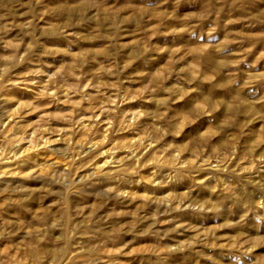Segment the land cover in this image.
<instances>
[{"label": "rangeland", "instance_id": "obj_1", "mask_svg": "<svg viewBox=\"0 0 264 264\" xmlns=\"http://www.w3.org/2000/svg\"><path fill=\"white\" fill-rule=\"evenodd\" d=\"M0 264H264V0H0Z\"/></svg>", "mask_w": 264, "mask_h": 264}]
</instances>
